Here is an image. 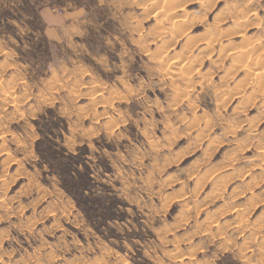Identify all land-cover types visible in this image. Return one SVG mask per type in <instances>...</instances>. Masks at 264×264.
I'll use <instances>...</instances> for the list:
<instances>
[{"label": "rangeland", "instance_id": "obj_1", "mask_svg": "<svg viewBox=\"0 0 264 264\" xmlns=\"http://www.w3.org/2000/svg\"><path fill=\"white\" fill-rule=\"evenodd\" d=\"M48 1L82 13L54 45L38 17ZM156 1L0 0L1 264H264V179L250 176L264 150V88L244 69L223 80L232 62L216 51L201 54L192 82L173 59L143 60L149 37L170 40ZM179 1L197 23L191 35L238 7L249 10L246 39L264 45V0ZM169 43L162 57L188 56L184 38ZM221 90L237 94L216 103ZM233 157V180L215 192L212 171ZM198 169L208 171L199 189Z\"/></svg>", "mask_w": 264, "mask_h": 264}, {"label": "bare ground", "instance_id": "obj_2", "mask_svg": "<svg viewBox=\"0 0 264 264\" xmlns=\"http://www.w3.org/2000/svg\"><path fill=\"white\" fill-rule=\"evenodd\" d=\"M148 1H150L151 2V0H148ZM153 1V3H155L154 1L155 0H152ZM184 1V0H183ZM196 1V0H195ZM199 1H201V0H199ZM206 1H211V0H205V2ZM157 3L159 2H161L162 3V7H161V10H160V8H159V6L158 5H156L157 6V8H155V12L157 13L158 12V10H160L162 13L160 14V21H161V24H162V29L163 30H165L164 31V33H165V35L164 36H169L170 37V40H166L167 42H165L164 40H161V41H163V43H167V44H169V46H170V41H173V40H176V39H178V38H183L184 36H186V35H188L193 29H195V23H194V20H193V18L191 19V17L190 18H187V17H183L184 15L182 14V11L181 10H178V9H175L176 7H178V4H180L179 2V0H163V1H160V0H157L156 1ZM208 3V2H207ZM151 4V3H150ZM151 6H154V5H151ZM180 6H183V5H179V8H180ZM204 6V5H203ZM144 7V6H143ZM237 7V6H236ZM244 7V6H243ZM150 8H152V7H150ZM154 8V7H153ZM159 8V9H158ZM238 8V7H237ZM237 8H234L233 9V11H231V13L228 15V16H226V17H221L220 19H218V16L216 17L215 16V18L216 19H218V20H216L215 21V19H214V23L212 24V25H208V27H206V29L202 32V33H199V34H197V35H193V36H191L190 37V39L188 40L189 41V45H190V47L191 46H195L196 47V45H198V46H200L201 47V50H200V52H201V54H205L206 53V55H208L207 53H214L215 51H216V55H217V60H220V61H226V60H229V61H231L230 63V66L227 68V69H225V73H224V77L222 78V77H220V78H222L223 80L225 79L226 81L228 80H234V79H236L237 77H238V74L240 73V72H242L243 71V69L245 70V74L246 75H248V76H254L253 78H254V80H256V84H257V87L256 88H258V90H262L263 88H264V73H263V70H264V59L262 60H260V61H257L259 58H256V60H255V56L256 55H258V56H260V54H261V52H263V47H264V45H262V44H254V45H251V40L250 39H246V37H245V31L247 30L246 29V24H249L248 23V19H246V15H247V13L249 12V10H247L246 8V10L243 12V14H241L242 12H240V11H235V9L237 10ZM241 8V7H240ZM157 10V11H156ZM239 10V9H238ZM243 10H244V8H243ZM254 10V9H253ZM241 11H242V9H241ZM185 12V11H184ZM151 13H154L153 11L151 12ZM155 13V14H156ZM160 13V12H159ZM226 15V14H225ZM220 17V16H219ZM229 20H232V25H231V28H226V29H222L221 28V26L222 25H224L227 21H229ZM197 24V23H196ZM207 25V24H206ZM156 27H158V26H156ZM161 27H160V29H161ZM155 28V27H154ZM246 29V30H245ZM148 35H149V33H148ZM159 36L160 35H158V38H159ZM163 36V35H162ZM181 36V37H180ZM154 37V36H153ZM152 37V38H153ZM174 37L176 38V39H174ZM187 37V36H186ZM234 37H239V38H241L242 40H241V42L239 41V42H233L232 41V38H234ZM157 38V37H156ZM155 38V39H156ZM157 38V39H158ZM166 38V37H165ZM185 38V37H184ZM149 39V38H148ZM150 41V40H149ZM157 41V40H156ZM160 41V40H159ZM160 41V42H161ZM243 41H246L245 43H243ZM151 43H153V42H151ZM171 43H173V42H171ZM241 43V44H240ZM253 43V42H252ZM154 44V43H153ZM161 44H162V42H161ZM167 44H166V46H165V48L167 47ZM215 44L217 45V47L215 46ZM264 44V43H263ZM154 45H156V44H154ZM146 46V45H145ZM147 46H149V45H147ZM260 46H263L262 48L260 47ZM155 47V46H154ZM165 48H163V47H161V45L160 46H156L153 50H150L149 49V47L148 48H143L142 49V51H141V56L144 58H148V57H152L153 55H155V57H156V63H154V64H157L156 66H161V65H164L163 64V61L165 60L166 61V63H168L167 61H172L171 59H173V60H176V58L174 57L173 58V56H172V58H170V60H168V59H165L164 57H162V54H161V49L163 50V49H165ZM168 49H170L169 47H167ZM172 48V47H171ZM192 48V47H191ZM216 48V49H215ZM185 52V51H184ZM199 52V53H200ZM165 53V52H164ZM264 53V52H263ZM262 53V54H263ZM261 54V55H262ZM182 55H184V54H180L179 56V58L177 59V61H179V62H181L182 61V59H181V57H182ZM187 54H185L184 56H186ZM212 55V54H211ZM198 56V55H197ZM261 57V56H260ZM183 58V61H185L186 60V58L184 59V57H182ZM206 58V57H205ZM261 58H263V57H261ZM193 59H194V61H195V64L197 63V58H194L193 57ZM154 61V60H153ZM193 61V62H194ZM257 61V62H256ZM190 62H192V61H190ZM259 62V63H258ZM174 63H176V61H173V64ZM181 63H183V62H181ZM180 63V64H181ZM188 63V62H187ZM186 63V64H187ZM219 63V62H218ZM194 64V66H193V68L194 67H196V65ZM214 64V63H213ZM216 64V63H215ZM221 64V63H220ZM176 65H179V63H176ZM165 66L166 65H164V68H165ZM185 65H183V66H179V69L177 70V71H179L180 73L179 74H181V75H183L181 78L183 79V80H185V82H192V81H190V79H187L186 77L187 76H189L188 74V71H190L191 69H192V65H190V66H188V67H184ZM175 67H177V66H175ZM218 67V66H217ZM222 67V66H221ZM198 68V67H197ZM216 68V67H215ZM169 69V68H168ZM247 69H248V71L249 72H247L246 73V71H247ZM194 70H196L195 68H194ZM193 70V71H194ZM199 70V69H198ZM218 70V69H217ZM190 72H192V71H190ZM198 72V71H197ZM186 73V74H185ZM188 73V74H187ZM173 76V75H172ZM247 76V77H248ZM175 77V76H174ZM245 78V77H244ZM251 77H248V79H250ZM252 78V79H253ZM256 78V79H255ZM243 80H245V79H243ZM180 81V80H179ZM195 81V80H194ZM222 81V80H221ZM248 80H246V82H247ZM238 82V83H237ZM243 82L244 81H241V80H239V81H236V85L237 84H241L240 86L242 87V84H243ZM250 82V81H249ZM248 82V83H249ZM254 83V82H253ZM249 84H251V83H249ZM186 86V85H185ZM239 86V87H240ZM243 86L244 87H246L247 85H244L243 84ZM188 87V86H187ZM235 87V86H234ZM233 87V88H234ZM227 88H229V87H227ZM226 88V89H227ZM233 88H232V90H233ZM219 89V88H218ZM221 89V88H220ZM213 90H217V89H213ZM183 91V90H182ZM214 91V92H215ZM211 92H213V91H211ZM213 92V93H214ZM253 92H254V90H253ZM258 92V91H257ZM213 93H211V94H213ZM255 93V92H254ZM185 94V93H184ZM217 94V93H216ZM219 97H217V99L215 100L216 101V103H217V101L219 100V98L221 99V98H226V97H232L234 94H237V93H234V92H231L230 90H221V91H219ZM238 94H240V93H238ZM9 95V94H8ZM8 95H7V97H8ZM182 95V94H181ZM213 95H215V93L213 94ZM259 95H262V94H259ZM11 96V95H10ZM183 96V95H182ZM239 96V95H238ZM249 96V95H248ZM215 97V96H214ZM252 97V96H251ZM262 97V96H261ZM264 97V96H263ZM4 98H5V95H4ZM12 98V96L9 98V99H11ZM175 98V97H174ZM228 98H227V100H228ZM250 98V97H249ZM248 98V99H249ZM215 99V98H214ZM231 99V98H230ZM246 99V98H245ZM254 99H255V97H254ZM226 100V101H227ZM250 100H252V99H250ZM189 101V100H188ZM214 101V102H215ZM229 101V100H228ZM219 102V101H218ZM225 102V101H224ZM246 103V102H245ZM11 104V103H10ZM244 104V102H243V99H242V101H239L238 102V105L237 106H242ZM262 104H263V102H262ZM248 106H249V104H248ZM244 107V106H243ZM218 108H219V106H218ZM217 108V109H218ZM192 109V108H191ZM237 109H239V108H237ZM18 110V109H17ZM241 111V110H240ZM193 112L195 113V112H197V109H196V107H195V110L193 109ZM191 115V114H190ZM193 116V115H192ZM210 116V115H209ZM202 117V119H203V117L204 116H201ZM200 117V118H201ZM195 119V118H194ZM196 120V119H195ZM194 120V121H195ZM198 120V119H197ZM194 121H192L193 123H194ZM200 122V121H199ZM191 123V122H190ZM171 126V125H170ZM195 125H193V124H189L187 127H188V129L189 130H192V128L194 127ZM203 128H201L202 130V132H199L200 134H202L203 135V137H201V138H206L207 140H208V143L210 144L212 141H210L211 140V138H213V137H211V138H209V134H208V132H205V131H212V130H210L211 129V125H209V122H207V121H204L203 122V126H202ZM221 127V126H220ZM230 127V126H229ZM170 128V127H169ZM172 128V127H171ZM175 128V127H174ZM233 128V127H232ZM219 129H221V128H219ZM214 130V129H213ZM222 130V129H221ZM235 130V129H234ZM199 131V130H198ZM223 132V134H229L230 133V135L232 134V130L230 131V129L228 130V131H226V129L224 130H222ZM234 132V131H233ZM184 133V132H183ZM208 134V135H207ZM234 134V133H233ZM175 135V134H174ZM214 135V134H213ZM219 135V134H218ZM199 136H201V135H199ZM222 136V135H221ZM232 137L234 136V135H231ZM174 137V136H173ZM215 137V136H214ZM226 137V136H225ZM175 138V137H174ZM223 138H224V135H223ZM229 138V137H228ZM235 138V137H234ZM214 140V139H213ZM234 140V139H233ZM239 140V139H238ZM234 141H236V140H234ZM236 142H238V141H236ZM235 142V143H236ZM246 142H247V140H246ZM169 144V143H168ZM242 144V143H241ZM194 145V144H193ZM152 146V145H151ZM171 146V145H170ZM192 147V146H191ZM195 149V148H194ZM190 151V150H189ZM6 155V154H5ZM204 155V154H203ZM169 156V155H168ZM181 156V155H180ZM182 158V157H181ZM233 158H235V157H233ZM236 159V158H235ZM229 161V160H228ZM232 162H234V161H232ZM231 162H228V164H230ZM221 165V164H220ZM224 165V164H223ZM226 165V164H225ZM231 166V165H230ZM222 167V166H221ZM227 167V166H226ZM264 168V167H263ZM221 169H223L224 170V167L223 168H220V169H217L216 171H215V173L218 171H222ZM228 169V168H227ZM230 169V168H229ZM234 170V169H233ZM196 172V171H195ZM204 171H202V173H200V172H196V175H195V177L194 178H192V179H190L189 181H190V184H192V185H194V188L195 187H197L198 189H199V186H201V184L203 183L202 181L206 178V176H207V173H208V171H206V176H205V173H203ZM236 172V171H235ZM263 172V170L261 169L260 170V174ZM231 174H233V176H234V171H233V173L231 172ZM194 175V174H193ZM232 176V177H233ZM228 177H230V174H229V176H226V174L224 175L222 172H220L219 174L217 173V174H215V175H213V176H211V178H210V186H212V188L214 189V190H217V191H215V192H218V191H221V189L222 188H224V187H227V186H224V185H226L225 184V181H226V179L228 178ZM231 178V177H230ZM159 181V180H158ZM206 181V180H205ZM230 180H228V181H226V182H229ZM232 181V180H231ZM202 182V183H201ZM159 184V183H158ZM229 184V183H228ZM155 185H156V183H155ZM199 185V186H198ZM204 185V184H203ZM152 186V185H151ZM150 186V187H151ZM201 188V187H200ZM201 190V189H200ZM223 190V189H222ZM224 190H226L225 188H224ZM223 190V191H224ZM223 191H221V192H223ZM166 197V196H165ZM52 211V210H51ZM3 263V262H2ZM0 264H1V261H0Z\"/></svg>", "mask_w": 264, "mask_h": 264}, {"label": "crops", "instance_id": "obj_3", "mask_svg": "<svg viewBox=\"0 0 264 264\" xmlns=\"http://www.w3.org/2000/svg\"><path fill=\"white\" fill-rule=\"evenodd\" d=\"M48 4L49 5H51L52 7H54V8H61L62 10H63V13H61V14H55V13H53L52 11H51V6H44L43 8H41L40 10H39V13H38V17H39V20L41 21V23L43 24V30H42V33H41V37L45 40V42H47L49 45H54V43H58V42H65V32L67 31L68 32V30H69V28H71V26L72 27H75L74 26V24L72 23V21H69L71 18H73L75 15L77 16H79V15H81L82 13H81V8H76V6L74 5L73 6V8H65V3H63V4H59V3H55V4H50L49 3V1H48ZM62 5V6H61ZM71 6V4L69 3L68 4V7H70ZM197 28V25L195 24V29ZM78 29H79V27H78ZM194 30V29H193ZM192 30V31H193ZM192 31H191V33H192ZM191 33H189V35H186L187 37H189V36H193V35H197V34H199V33H194V34H192L191 35ZM200 33H202V32H200ZM186 36H184L183 38H184V43L187 45V46H189L190 47V45L188 44V40H187V37ZM181 39V38H180ZM149 40H150V37H149ZM147 45H149V46H147ZM146 46H143L142 47V49L143 48H148L149 47V49L150 50H153L155 47L153 46V44L150 42V41H148V44H147ZM192 47V48H191ZM188 50H187V53H188V56L187 57H185L186 58V60L184 61V63H179V61H177V59L180 57L179 55L180 54H185V52L183 51L182 53H180L178 56H175V58H176V60H173V61H176V63H179V65H176V63H174V64H172L173 66H177L176 68H179V66L181 67V66H183V65H185L184 67H188V66H190L189 65V63H190V61H194V59H193V57L194 58H200V59H196L197 60V63L195 64V61L193 62L195 65H196V67H194L197 71H198V69H199V71H200V69H201V62L203 63V59H202V57H201V53L197 56H195L194 55V51H197L198 50V48H200V50H201V47L200 46H198V45H196V47L195 46H191ZM0 49H1V46H0ZM142 49L140 50V52H139V56L144 60V59H149V57L148 58H143L140 54H141V51H142ZM164 50V49H163ZM1 51V50H0ZM154 56V55H153ZM182 57H183V55H182ZM181 57V59H183ZM168 58V57H167ZM184 58V59H185ZM180 59V58H179ZM188 62V63H187ZM187 63V64H186ZM19 64V63H18ZM194 64H191L192 65V69H194L193 68V66H194ZM198 67V68H197ZM22 83V82H21ZM8 89H6V91H7ZM9 94V95H8ZM7 95H8V97H7ZM10 93L8 92V93H6V95H5V100H7L8 102H10V103H12V101H13V99L11 98V99H9L10 98ZM11 106H12V104H11ZM222 130L224 129V128H221ZM233 129H235V128H233ZM220 131L221 132V134L222 135H224V136H230L229 134H223L224 132L223 131ZM225 130V129H224ZM227 131V130H226ZM235 131V130H234ZM205 132H208V136H209V138H211V136H210V132L211 131H205ZM223 132V133H222ZM233 133V132H232ZM204 139V138H203ZM232 139H234V138H232ZM205 140H206V142H207V145L208 146H210L211 145V143L214 141L213 140V138H211V140L210 141H212L210 144L208 143V140L205 138ZM256 156H259V161L258 162H256V163H253V168H255V170H257V172H255V174H252V175H250L251 177H252V179L254 180V181H256V180H258L259 179V181L261 182L263 179H264V173L262 174V175H259V171H260V168H262L263 169V171H264V158L262 157V156H264V150H261V151H259L258 153H257V155ZM236 158V159H235ZM234 158V162L233 163H231V164H228V163H226V165L224 164V165H222V167L221 166H219V167H217L216 169H214L213 171H212V176L213 175H215V174H219L220 172H222L224 175L226 174V176H229V174H230V177H228L227 179H229V180H233V178H234V176L231 174V172L230 173H226L223 169H221L222 171H217L216 173H215V171L217 170V169H220V168H225L226 166H232V168H231V170H233L235 167H234V163L235 162H237V160H238V158L237 157H235ZM228 164V165H227ZM247 168V167H246ZM198 172H200V173H202V171L200 170V169H198ZM203 173H205V172H203ZM205 176H206V173H205ZM233 176V177H232ZM206 178H207V176H206ZM210 178V177H209ZM227 179H226V181H227ZM205 180V179H204ZM203 180V181H204ZM225 181V182H226ZM209 183H210V179H209ZM199 186V185H198ZM225 186V185H224ZM211 188H212V186H210ZM213 189V188H212ZM217 191V190H216ZM220 192V191H219Z\"/></svg>", "mask_w": 264, "mask_h": 264}, {"label": "trees", "instance_id": "obj_4", "mask_svg": "<svg viewBox=\"0 0 264 264\" xmlns=\"http://www.w3.org/2000/svg\"><path fill=\"white\" fill-rule=\"evenodd\" d=\"M65 190H66L67 192H70L66 187H65ZM77 204L79 205L78 201H77Z\"/></svg>", "mask_w": 264, "mask_h": 264}]
</instances>
